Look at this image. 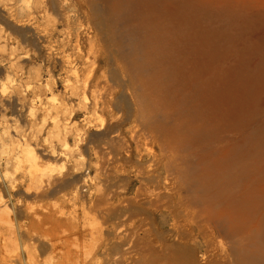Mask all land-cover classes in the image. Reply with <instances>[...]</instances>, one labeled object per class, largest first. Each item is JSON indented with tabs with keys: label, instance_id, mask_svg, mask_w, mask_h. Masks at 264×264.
I'll list each match as a JSON object with an SVG mask.
<instances>
[{
	"label": "rangeland",
	"instance_id": "obj_1",
	"mask_svg": "<svg viewBox=\"0 0 264 264\" xmlns=\"http://www.w3.org/2000/svg\"><path fill=\"white\" fill-rule=\"evenodd\" d=\"M200 1L152 0L147 30L122 16L101 32L102 79L86 85L71 78L66 88L56 78L52 94L40 95L44 103L21 97V114H12L11 95L0 94L6 119L19 114L17 125L28 135L18 145L0 136V151L3 141L10 158L5 180L14 177V187L13 177L1 181L3 161L0 264H28L22 225L44 212L49 220L96 222L99 231L84 245L126 239L138 264H249L240 253L264 255V141L258 142L264 137V0H212L210 9ZM222 6L233 16L229 26L218 18ZM1 74L0 91L12 84ZM30 104L39 112L32 124ZM44 116L81 138L68 135L63 150L51 124L42 128ZM29 130L39 132L37 144ZM51 143L67 154L39 153ZM20 144L34 149L52 182L46 198L43 189L26 187L29 163ZM227 158L233 159L228 180L202 188L198 176L216 173ZM219 220L235 224L226 228ZM30 231L36 259L38 231Z\"/></svg>",
	"mask_w": 264,
	"mask_h": 264
},
{
	"label": "bare ground",
	"instance_id": "obj_2",
	"mask_svg": "<svg viewBox=\"0 0 264 264\" xmlns=\"http://www.w3.org/2000/svg\"><path fill=\"white\" fill-rule=\"evenodd\" d=\"M151 2L152 0H0V74L3 73L7 77L6 81L12 82L7 87L2 84L0 94L4 97L12 96L13 99L8 96V105L14 110L12 114L15 111H20L21 114L25 107L26 101L23 103L22 96L32 94L40 103H44L40 95L52 94V88L56 82L54 79L56 78L64 81L66 88L70 86L68 83L71 78L75 79L76 82L83 79L86 85L90 81L93 83L98 80L101 77V32L114 28L115 24L123 18L122 16L138 20L140 25L136 27L141 32L147 30L148 11ZM200 5L205 9H210L213 8V1L201 0ZM232 17V15L227 14L226 6L219 8L218 18L225 26H229ZM58 26H62L64 29L60 31ZM213 32L216 33L215 30ZM27 63H36L38 69L27 70L25 68ZM262 75V69L255 72L258 80L262 78ZM25 78H28L29 81L23 84L22 81ZM34 105L29 109L26 117L30 124L37 122L39 118V112L36 111V105ZM52 107L55 110H63L62 106L55 104ZM1 112L3 113L0 115V136H6L9 142H15L18 145L17 140L26 139L28 136L17 125L21 116L17 114L18 116L15 115L17 117L9 122L5 116L6 111L2 109ZM42 121L43 124H40L42 128L48 123L51 124L53 128L51 133L64 147L63 150H67L68 135H74L76 142L81 138L77 130L67 127L57 118H53L51 122L47 123V117L44 116ZM30 133L32 131L29 130ZM34 133L32 134L35 135ZM38 133L33 136L36 144L39 141ZM32 134L29 137H32ZM30 140L32 141V139ZM262 141H264V137L258 139L259 143ZM21 146H25L20 151L23 159H25L24 162L29 163L26 187L28 190L38 189L40 191L43 189L41 197L46 198L49 193L47 189L52 185V182L50 179L45 180V171L40 169L41 166L37 161L38 156L33 152L34 149L27 148L29 145L27 147L26 145ZM39 151L43 156L58 159L67 154L59 152L56 143H51L48 148H40ZM0 152V167L3 165V161L6 167L3 174L4 179L0 178L1 181H6L13 176L11 175L9 179L5 180L9 173L7 168L10 158L7 145L3 141ZM232 162L233 159L227 158L221 165V169L215 170L217 174L198 176L202 188H216L222 180L227 181L229 178L227 169ZM13 181L14 177L13 180H9L12 187H14ZM48 213L44 212L39 220L25 221L22 225L23 251L27 256L28 264L139 263L131 255V249L125 248L129 244L126 239L119 241L115 246H112L108 239L100 242L96 247L91 246L89 248L84 245L87 236L99 231L96 222L93 223L91 220V223L88 220H49L50 214ZM218 224L229 228L235 222L234 220H219ZM31 229L38 231V244L35 245V251L38 253L36 259L33 258L35 252L32 251L30 243ZM105 235L108 234L105 233ZM244 250L241 249L240 251ZM118 254L120 255L119 258L116 256ZM38 258L40 259L37 260ZM239 258L246 262L249 261V264H258L264 261L263 254L240 253Z\"/></svg>",
	"mask_w": 264,
	"mask_h": 264
}]
</instances>
